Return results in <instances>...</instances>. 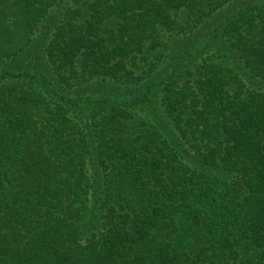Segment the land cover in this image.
<instances>
[{"label": "trees", "instance_id": "16d2710c", "mask_svg": "<svg viewBox=\"0 0 264 264\" xmlns=\"http://www.w3.org/2000/svg\"><path fill=\"white\" fill-rule=\"evenodd\" d=\"M0 264H264V0H0Z\"/></svg>", "mask_w": 264, "mask_h": 264}, {"label": "rangeland", "instance_id": "374dc122", "mask_svg": "<svg viewBox=\"0 0 264 264\" xmlns=\"http://www.w3.org/2000/svg\"><path fill=\"white\" fill-rule=\"evenodd\" d=\"M181 39H182V37H181V36H178V38H175V37H173V38H172V41H178V40H180V41H181Z\"/></svg>", "mask_w": 264, "mask_h": 264}]
</instances>
